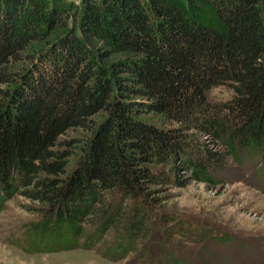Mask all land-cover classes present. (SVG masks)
<instances>
[{"label":"trees","instance_id":"obj_1","mask_svg":"<svg viewBox=\"0 0 264 264\" xmlns=\"http://www.w3.org/2000/svg\"><path fill=\"white\" fill-rule=\"evenodd\" d=\"M64 8L0 0V203L16 191L39 203L29 250L90 247L111 231L109 254L145 242L156 264H183L174 236L195 229L156 208L151 186L210 180L240 149L264 156V0ZM33 40L44 48L15 71ZM219 84L230 98L209 97ZM74 127L89 131L77 153L58 140Z\"/></svg>","mask_w":264,"mask_h":264},{"label":"rangeland","instance_id":"obj_2","mask_svg":"<svg viewBox=\"0 0 264 264\" xmlns=\"http://www.w3.org/2000/svg\"><path fill=\"white\" fill-rule=\"evenodd\" d=\"M44 1L48 7L53 2L64 4L61 16L65 18L82 0ZM86 40L95 47L102 43L96 36ZM44 44L43 40L31 41L9 65H13L15 71L32 65L31 55L39 53ZM5 87L0 84V89ZM207 92L211 99H227L234 93L229 84L213 86ZM88 135V130L74 127L59 135L58 140H71L73 145L69 149L77 153ZM198 135L204 141L210 139L204 134ZM212 147L220 146L213 144ZM238 154L240 160L228 155L225 165L213 171L210 180L190 179L183 186H151L152 197L157 198L156 208L189 221L195 229L186 239L178 240L179 237L174 236L177 239L175 250L183 255V264H264V156L246 149H240ZM37 205L36 200L20 191L1 201L0 264H156L160 252H154L153 248L145 252L139 250L145 242L139 241L134 250L123 255L107 253L113 239L111 231L103 236L106 243L90 247L29 250L30 230L40 219Z\"/></svg>","mask_w":264,"mask_h":264}]
</instances>
